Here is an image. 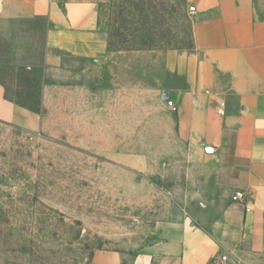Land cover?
I'll return each mask as SVG.
<instances>
[{"label": "rangeland", "instance_id": "rangeland-1", "mask_svg": "<svg viewBox=\"0 0 264 264\" xmlns=\"http://www.w3.org/2000/svg\"><path fill=\"white\" fill-rule=\"evenodd\" d=\"M73 2L95 7L106 38L81 72L41 96L42 74L0 54L9 98L39 119L0 121V264H95L115 254L134 264L164 226L191 222L192 161L174 99L184 83L163 59L193 47L191 1L57 0ZM255 4L264 12V0ZM33 45L25 35L18 61L39 62L41 43ZM208 264H264V254L220 247Z\"/></svg>", "mask_w": 264, "mask_h": 264}, {"label": "crops", "instance_id": "crops-1", "mask_svg": "<svg viewBox=\"0 0 264 264\" xmlns=\"http://www.w3.org/2000/svg\"><path fill=\"white\" fill-rule=\"evenodd\" d=\"M190 1L193 47L163 59L184 83L174 99L192 161L185 201L191 222L164 226L161 241L134 264H208L220 247L264 254V12L255 0ZM97 14L87 2L0 0V54L9 50L25 73L40 72L47 96L49 86L104 54ZM25 35L34 49L41 43L39 62L18 61ZM9 91L0 79V121L36 125L39 119ZM239 191L240 203L233 200ZM94 263L121 264V256Z\"/></svg>", "mask_w": 264, "mask_h": 264}, {"label": "built area", "instance_id": "built-area-1", "mask_svg": "<svg viewBox=\"0 0 264 264\" xmlns=\"http://www.w3.org/2000/svg\"><path fill=\"white\" fill-rule=\"evenodd\" d=\"M192 11L196 12L194 8H192ZM170 106H172V102L169 103ZM245 198V194L243 192H235L233 195V200L238 201H243Z\"/></svg>", "mask_w": 264, "mask_h": 264}]
</instances>
